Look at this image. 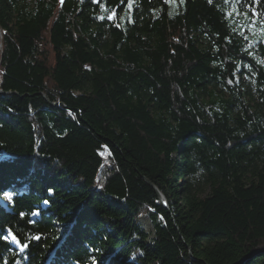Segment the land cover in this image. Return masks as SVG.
I'll return each instance as SVG.
<instances>
[{"label":"trees","instance_id":"obj_1","mask_svg":"<svg viewBox=\"0 0 264 264\" xmlns=\"http://www.w3.org/2000/svg\"><path fill=\"white\" fill-rule=\"evenodd\" d=\"M126 4L0 0V264H264L259 19Z\"/></svg>","mask_w":264,"mask_h":264},{"label":"snow or ice","instance_id":"obj_2","mask_svg":"<svg viewBox=\"0 0 264 264\" xmlns=\"http://www.w3.org/2000/svg\"><path fill=\"white\" fill-rule=\"evenodd\" d=\"M62 2V0H61ZM92 3L98 4L101 8L107 7V0H91ZM174 2V0H165V3ZM243 2V0H225V4H231V11L226 12V16L229 18H232L235 16L237 22L239 23L240 18L243 17V23H239V27L241 28L240 34L244 36V29L247 28L249 32H252L254 35L257 32V23L259 19V32L261 35H264V13L257 12L256 8L253 6L254 4H259L260 0H251V3L245 2L244 3V11L239 10V5ZM133 0H127L125 11H129L132 8ZM181 3H183V0H181ZM120 4L124 5L125 0H120ZM249 12H251V16H249ZM116 17V10L113 9L112 14L108 17V19H114ZM101 19H104V17H100ZM244 39H248L247 36H244ZM231 83V81H229ZM0 196H2L5 200L8 202L13 201V193L10 191H3L0 193ZM45 204L48 203V201H44ZM40 214L39 210H33L29 213H25L21 211L19 213V216L21 219L25 218V216H38ZM8 234L12 236L13 242L19 243L16 235L13 233L12 229L8 230ZM38 239L39 237H33ZM4 239H7V237H4ZM23 247H27V245H22Z\"/></svg>","mask_w":264,"mask_h":264},{"label":"rangeland","instance_id":"obj_3","mask_svg":"<svg viewBox=\"0 0 264 264\" xmlns=\"http://www.w3.org/2000/svg\"><path fill=\"white\" fill-rule=\"evenodd\" d=\"M249 32V31H248ZM249 35H252L251 32H249ZM141 223L143 225V227L145 228V230L149 233V234H152L153 233V227H152V224L149 220V218L147 217H142L141 219Z\"/></svg>","mask_w":264,"mask_h":264},{"label":"water","instance_id":"obj_4","mask_svg":"<svg viewBox=\"0 0 264 264\" xmlns=\"http://www.w3.org/2000/svg\"><path fill=\"white\" fill-rule=\"evenodd\" d=\"M157 192H158V191H157ZM158 194H159V196H160V198H161V200H162L164 206H166L163 195H162L160 192H158Z\"/></svg>","mask_w":264,"mask_h":264}]
</instances>
